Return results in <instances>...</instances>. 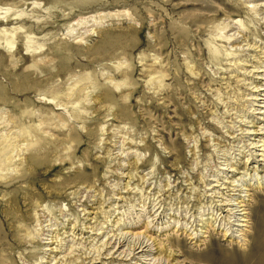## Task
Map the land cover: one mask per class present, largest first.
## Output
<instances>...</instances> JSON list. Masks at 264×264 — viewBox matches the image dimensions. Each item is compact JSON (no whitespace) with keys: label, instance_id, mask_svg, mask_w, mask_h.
I'll list each match as a JSON object with an SVG mask.
<instances>
[{"label":"rangeland","instance_id":"rangeland-1","mask_svg":"<svg viewBox=\"0 0 264 264\" xmlns=\"http://www.w3.org/2000/svg\"><path fill=\"white\" fill-rule=\"evenodd\" d=\"M263 70L264 0H0V264H264Z\"/></svg>","mask_w":264,"mask_h":264},{"label":"bare ground","instance_id":"bare-ground-1","mask_svg":"<svg viewBox=\"0 0 264 264\" xmlns=\"http://www.w3.org/2000/svg\"><path fill=\"white\" fill-rule=\"evenodd\" d=\"M229 9H232L233 12H235L236 14L240 12V8L238 7L237 8V5H234V6H231V5H228L227 6ZM226 7V8H227ZM216 17V16H215ZM228 28V27H227ZM230 29V28H229ZM180 35H182V33H180ZM173 42V41H172ZM217 57V56H216ZM215 58V60L217 61L218 57ZM66 63H59V67L60 68H67V65H65ZM59 71H64V69H61ZM51 73V72H50ZM259 73V72H258ZM262 74H264V70L262 72H260ZM263 77L259 78V80L263 81L264 82V75H262ZM177 81V80H176ZM181 86V85H179ZM184 87V86H183ZM181 89V87H180ZM177 90V89H176ZM258 92H261L259 89L256 90L255 93H258ZM177 94V92H176ZM258 96H256V98L252 99L254 102H257L259 103L260 100H258L257 98ZM173 98V97H172ZM175 103V102H174ZM173 105V104H172ZM261 108H264L261 107ZM256 114H264V113H256ZM245 124V123H244ZM254 133H249V135H253ZM258 135L260 136H263L264 133H259ZM249 148V153H253L255 150H257V147L256 146H253V145H250ZM48 153V152H47ZM248 154V153H247ZM252 156H255V155H252ZM258 156V155H256ZM260 157H262L261 155H259ZM37 157V156H36ZM43 157V156H42ZM49 160V159H48ZM47 159L44 160L43 159H37V158H33L31 160H28L27 164H26V173H23L24 175H21L19 179H22L24 181H27V182H31V181H34L37 179V177H41L40 173L41 172H44L45 174L47 173H50L52 171V168H51V164L49 163ZM254 159H252L253 161ZM258 162H263L264 163V160H258ZM232 172V171H231ZM42 180L43 177H42ZM41 181V180H40ZM39 181V182H40ZM45 181V180H44ZM38 182V181H37ZM36 184V183H35ZM34 184V185H35ZM3 185V184H2ZM11 185V184H9ZM38 186V185H37ZM38 188V187H37ZM229 192H234V191H230ZM237 192H239L237 190ZM40 194V193H39ZM56 194V193H55ZM59 194V193H57ZM38 196V195H36ZM223 206H226L228 209L226 210V214L228 217H226L225 220H228V225L230 224H234L236 223V225H233V226H236L239 228L238 232H242V228H247L248 227V224L250 223L249 222V214L252 215V212H251V209H247L248 207L245 206L242 202H238L236 204H231L230 202L229 203H226ZM234 206L236 208H234ZM237 209V210H236ZM19 216V215H18ZM233 220V221H232ZM126 236V235H125ZM134 238V237H133ZM128 239V238H127ZM127 239L126 237L123 238L121 237L120 240L118 241V244H117V247H121L123 245V243H126L127 242ZM135 243H131L130 244V249H128L127 251H129V253H125L124 251H121L120 253V256H122L123 258H138V260H143V262H145L146 258L145 257H150L151 253L153 252L151 247L150 246H147V243L145 242H142V240L140 238H137L134 240ZM214 246L213 242L210 243V246H206V251L210 252V248H212ZM123 247V246H122ZM218 250L220 252H222V250H220L218 248ZM121 258V257H120ZM145 258V259H143ZM122 260V259H121ZM128 260V259H126ZM145 260V261H144ZM151 262H154L153 264H156V262H158L157 260H154L152 259ZM92 264H97L96 262H93ZM158 264V263H157Z\"/></svg>","mask_w":264,"mask_h":264}]
</instances>
